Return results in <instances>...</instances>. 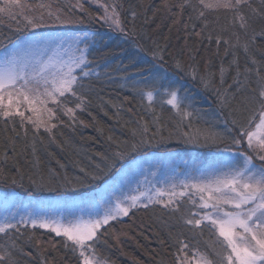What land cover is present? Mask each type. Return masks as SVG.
Masks as SVG:
<instances>
[{"label":"snow or ice","instance_id":"obj_1","mask_svg":"<svg viewBox=\"0 0 264 264\" xmlns=\"http://www.w3.org/2000/svg\"><path fill=\"white\" fill-rule=\"evenodd\" d=\"M86 3H95L103 9V15L94 16ZM162 7L168 11L176 8L178 15L190 10V32L186 27L189 37L195 35L209 44L214 40L217 50L223 45L226 54L229 48L238 47L247 54L257 39L264 41V28L256 31L253 27L257 21L264 23V0H259L257 7L253 0H164ZM117 9L116 3L99 0H70L63 4L60 0H0V122L12 125L17 137V119L25 139L31 131L34 157L37 138L46 134L55 143L58 129L89 126L81 114L86 113L95 122L94 107L106 116V108L111 107L119 117L125 104L128 111L136 112L133 100L139 97L140 107L153 115L150 123L143 116L135 121L136 127L129 129L130 135L124 140L109 135L107 142L114 147L94 153L87 166L77 164V175L64 172L61 176L49 169L47 176H27L28 184L36 191L75 192L96 186L94 194L80 200L62 199L56 204L29 200L20 204L15 189L25 187L26 177L20 167H16L15 174L5 171L8 161L17 155L16 141L10 139L0 149V184L6 188L0 194V264H20L18 257L29 255L21 247V238L29 230L34 235L37 229L60 238L69 254L66 264H110L98 251L101 237L112 230L119 240L120 234L114 231L117 224L124 226L125 217L131 219L136 211L155 206L173 217L180 214V234L173 236L169 232L177 253L176 264H264V65L255 57L242 71L237 64L236 77L225 88L223 66L217 84L209 75L199 74L197 64L185 65L173 57L167 44L153 42L149 49L138 45L135 28L124 27ZM220 12L229 14L230 21L217 31L208 17L209 13ZM130 15L134 23L137 13L132 11ZM5 22L9 34H3ZM92 24L118 32L124 41L150 54L153 67L162 71L137 80L129 73L128 65L117 66L115 71L123 73L119 86L131 92L132 97L124 96L118 102L105 99L103 89L97 91L96 85L114 83L117 77L112 71H98L100 64L94 53L104 57L110 53L102 51L98 33L86 31ZM52 27L59 30L40 31ZM81 28L85 31L81 32ZM11 33L18 35L13 39ZM190 59L195 61L196 57ZM169 67L213 92L219 106L228 111L230 126L226 120L225 133L194 128L199 114L168 80ZM238 97L242 99L234 107L232 101ZM157 103L162 109L166 107L173 119L178 118L180 126L187 124L175 143L214 149L196 169L198 174L163 183L149 180L148 174L156 177L168 163L149 150L173 142L171 134L163 135L160 114L155 111ZM245 113L246 118L241 119ZM129 123L132 122L126 121L124 126ZM171 155L168 153L169 158ZM57 164L64 169V164ZM141 175L143 180L139 179ZM185 203L191 205L187 211L182 207ZM185 230L191 235H185ZM206 232L215 260L201 253L200 241L195 240ZM168 243L160 240L161 245ZM41 264L48 261L42 259Z\"/></svg>","mask_w":264,"mask_h":264},{"label":"trees","instance_id":"obj_2","mask_svg":"<svg viewBox=\"0 0 264 264\" xmlns=\"http://www.w3.org/2000/svg\"><path fill=\"white\" fill-rule=\"evenodd\" d=\"M99 2L108 4L114 2L118 5L117 10L121 22L125 28H135L138 37L136 43L143 48H151L153 42L161 46L167 44L173 57L179 58L185 65L197 64L199 74L209 75V78H214L217 84L220 78L219 70L223 66L225 68V88L233 83V79L236 77L237 64L242 71L246 66L250 65L251 58L255 57L261 65H264V41L257 39L247 54L243 51L242 47L229 48L226 54L223 45L217 50L214 40L209 44L207 40L201 41L195 35L189 37L186 27L190 32L192 23L188 19L190 10L183 15H178V9L174 8L168 11L162 7L164 0H99ZM169 2L175 3V0H169ZM60 3L63 4L61 0ZM253 5L257 7L259 0H253ZM85 7L94 16L100 15L101 10H103L96 7L95 3H86ZM132 11L137 13L134 23L130 22ZM208 18L217 31L226 27L230 21V15L224 12L209 13ZM7 23L5 22V26L3 27V34H9ZM253 27L256 31H259L261 28H264V23L257 21ZM81 30L82 32L85 31L84 28ZM86 31L88 33H98L97 39L99 44L103 46L102 51L110 53L106 57L101 56L99 52L94 53L97 62L100 64L98 71L101 73H104L106 70L112 71L113 75L117 77L114 83L96 85L97 91L101 88L103 89L101 95L105 99L111 98L113 101L118 102L123 100L124 96L132 97L131 92L119 86V76L123 73L115 71L117 66L123 68L125 65H128L129 73L135 75L137 80H142L154 71H162L158 67H153L155 62L152 61L150 54L140 51L132 43L124 41L118 32L110 31L106 26L101 27L99 24L87 26ZM11 35L15 39L18 34L11 33ZM243 41L244 36L241 34V43ZM233 42L235 43V41ZM191 56H195L196 60H191ZM233 61H236V63L233 64ZM252 67L254 68L255 66ZM167 77L173 86L180 89L181 95L187 98L186 103L190 104L192 109L198 112L199 118L194 122V128L225 133L226 120L229 121L228 126H230L228 111L219 106L213 92L205 91L198 82H194L188 77L175 74L171 67L168 68ZM251 78L255 79L254 74ZM241 99L242 97H238L236 100H233V106L238 107ZM140 103L139 97L133 100V104L138 109L136 112L128 111V105L125 104L124 110L120 112L119 117H116L111 107L106 108V111L109 113L107 116L94 107L92 112L96 116L95 122L86 113L81 114V118L89 126H77L75 130L60 128L56 132L55 143L50 142L46 134L37 138L35 141V157L32 155L30 147L32 143L31 131H29V135L25 139L23 130L19 128V120L17 119L15 126L17 132L20 133V136L17 137L16 133L11 130L12 125H4L0 122V149L7 146L10 139L16 141L17 155L8 161L5 171L15 174L16 167H20L25 173L26 179L25 187L19 189L32 196L40 197L61 194L68 196L90 195V193L97 190L95 185L77 189L75 192L71 191V189L58 190L56 192L36 191L28 184L27 176L36 173L47 176L49 169L56 171L61 176L64 172H67L70 176L77 175V164L87 166L89 158L94 153L110 151L114 147V145L110 146L107 142L109 135L119 140H124L129 137V129L136 127L135 121H139L141 116L149 123L152 121L153 115L144 111L140 107ZM155 111L160 114L163 135L169 136L171 134L173 142L150 149V152L178 150L190 153L189 155H202L214 151V149L210 150L175 143V138L181 135L187 128V124L180 126L178 118L173 119L172 113L166 107L162 109L159 103L156 104ZM246 116L247 113H245L244 117L240 118L244 119ZM126 121H131L132 123H129L125 127ZM41 140H43V143H41ZM50 153L51 155H49ZM9 155L12 156L11 149H9ZM57 161L64 164L63 170L60 169ZM97 183H100L101 186L103 185L102 182ZM0 188L4 189L5 186L0 184ZM186 205L188 206L189 204L186 203ZM182 207L184 211H187L190 205L188 208ZM179 215L178 213L176 217H173L159 206H155L147 211L143 209L138 210L131 219L128 217L124 218V226L120 224L115 226L114 231L120 234L119 240L112 234V230L106 236L101 237L98 251L108 258L110 264H176L177 253L176 249L171 246L172 238L169 237V232L171 231L173 236L180 234ZM31 231L25 232V235L21 238V247L29 255L19 256L20 264H41L42 259H46L48 264H66L69 254L62 247L60 238H56L53 234H48L41 229L35 230L34 235H31ZM185 235L190 236L191 234L185 230ZM161 239L167 240L169 243L161 245ZM195 240L200 241L199 249L201 253L208 255L210 259H216L209 247L212 241L209 239L207 232L203 237L197 236ZM195 240L192 242L195 243ZM37 241L40 243L38 244ZM53 244H55V247H53Z\"/></svg>","mask_w":264,"mask_h":264},{"label":"rangeland","instance_id":"obj_3","mask_svg":"<svg viewBox=\"0 0 264 264\" xmlns=\"http://www.w3.org/2000/svg\"><path fill=\"white\" fill-rule=\"evenodd\" d=\"M63 3H67L68 0H61ZM100 11V10H99ZM100 13V12H99ZM100 15H103V10H101ZM107 28V26H106ZM82 29V28H81ZM80 31L82 32V30ZM42 32H55L58 31L56 27L48 28V29H41ZM153 154H155L156 157H164L168 163L165 165V167L158 171L156 177H152L150 174H148V178L151 181L157 182V183H163L165 180H182L188 175H196L198 174L196 172V169H198L205 158L208 156V154H202V155H189L190 153L180 152V151H174V150H166V151H152ZM168 153H171V157H168ZM148 165H145L147 167ZM140 180L144 179V176H139ZM103 186V185H102ZM133 186H135L133 184ZM6 189L0 188V194H2ZM97 191V190H96ZM96 191L90 193V195H78V196H68L66 194L61 195H52V196H32L25 191L16 188L15 192L18 194V201L20 204H27L29 200L36 202L41 201L45 204L52 203L56 204L57 202L61 201L62 199L67 200H80L82 198H86L88 196H91ZM66 195V196H65ZM190 205V204H189ZM188 205V206H189ZM184 207L188 208L186 203L183 205ZM191 207V205H190ZM0 211H3V205L0 204ZM54 235V234H53Z\"/></svg>","mask_w":264,"mask_h":264}]
</instances>
